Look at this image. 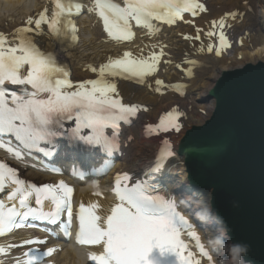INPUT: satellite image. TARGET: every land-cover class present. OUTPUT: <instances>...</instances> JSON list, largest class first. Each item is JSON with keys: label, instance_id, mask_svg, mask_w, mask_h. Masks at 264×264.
I'll return each mask as SVG.
<instances>
[{"label": "snow or ice", "instance_id": "snow-or-ice-1", "mask_svg": "<svg viewBox=\"0 0 264 264\" xmlns=\"http://www.w3.org/2000/svg\"><path fill=\"white\" fill-rule=\"evenodd\" d=\"M54 2L51 16L45 8L37 17L28 18L26 26L17 28L11 41L0 33V149H6L21 161L24 160L21 148L36 149L51 156V149L41 148V143L51 145L53 138L61 136L74 143L102 146L111 153L114 144L106 130L111 129L115 136L119 132L118 122H127L139 108L122 104L116 84L107 77L136 78L138 83H143L165 55L161 49L159 54L137 59L131 52H125L123 58L110 59L99 68V79L74 84L70 73L58 66L55 57L41 51L33 36L27 35L44 34L42 26L46 25L49 35L77 38L78 29L71 17L79 15L82 5L74 0ZM123 3L121 7L116 0H95V10L103 20L104 31L118 42L134 38L131 21L154 31L153 19L171 25L183 19V13L195 16L198 10H205L199 0H123ZM213 27L223 29L224 20L213 22ZM217 34L222 46L231 47L223 31L207 33L209 37ZM206 51L212 52L213 46L209 45ZM216 55H221L219 48ZM91 71L97 72V69L93 67ZM155 83L163 85L159 79ZM6 85L19 88L10 91ZM179 115L168 113L155 127L161 131L170 128L179 131L176 122ZM65 122H72L74 126L65 127ZM148 130H153V126L149 125ZM7 137L14 138L19 147H14ZM172 155L165 141L146 179L129 184L132 178L128 173L115 177L111 191L117 203L104 209L99 201L81 202L75 213L74 188L65 181L38 187L26 183L15 168L0 162V238L18 229H35L38 227L35 221L56 225L65 237L71 238L75 219L78 222L76 243L102 247L99 254L90 253L93 264H176L177 260L179 264H202L201 258L211 264L213 256L193 225L177 210L174 200L158 194L153 182L151 173L159 172ZM48 171L59 172L58 169ZM80 179H84L82 174ZM49 235L57 233L52 231ZM185 236L195 242L200 258L183 238ZM47 245L48 239L29 238L20 244L0 245V255H6L13 248L27 247L22 256L14 257L16 264H47L48 258L60 251L57 247L42 250ZM154 250H158V255H152ZM0 264H4L2 259Z\"/></svg>", "mask_w": 264, "mask_h": 264}, {"label": "bare ground", "instance_id": "bare-ground-1", "mask_svg": "<svg viewBox=\"0 0 264 264\" xmlns=\"http://www.w3.org/2000/svg\"><path fill=\"white\" fill-rule=\"evenodd\" d=\"M52 2L53 0L0 1L2 33L12 40L16 29L26 25L28 18L37 17L45 8L51 15L53 12ZM11 12H15L19 17L16 20L9 17ZM222 19L225 27L238 36V43L236 40L230 50L220 49L221 55L218 56L216 55V43L219 39L215 36L209 37L207 33L215 29L213 22ZM86 22L93 37L82 40L78 46L73 48L65 50L62 45H55L58 43L57 40H54L50 46L49 38L40 39L42 45L52 51V55L58 59L60 64L65 68L72 69L74 77L78 81L100 78L99 68L107 64L110 59L121 56L125 52H131L136 56L152 55L153 53L159 54L163 49L165 53L157 66L159 71L145 77L144 86L136 85L134 87L125 81H120L117 88L128 105H140L144 108L140 118L126 131L127 158L117 167V170H123L132 177H137L145 172L164 145L145 138V128L159 122L168 112L175 115L173 109L182 108L188 116L184 123L185 130L178 136V140H181L186 129L201 125L211 115L215 107L211 92L225 72L239 70L249 64L264 63V0H208L206 12L201 13L197 20L187 21L175 29L163 31V34L159 36L143 38L142 41L133 42L127 47L109 46L100 23L93 15L92 19L86 20ZM43 27L47 29L46 25ZM196 36H199V39H195ZM185 37H191V39ZM209 45L213 46L212 52L206 51ZM93 67L97 69V72L91 71ZM158 79L163 81V85H156L155 81ZM115 83L118 84L119 80H115ZM157 87L160 88V91H156ZM180 163L179 160L171 169L176 174L173 176L174 182L172 183L174 189L180 185L183 188L184 185L185 188L187 184L192 185L188 180L187 167ZM29 174L42 179L38 173L29 172ZM96 192L102 193V197L93 195ZM193 193L200 196L199 198L195 197L196 199L191 198L195 201L194 207L197 211L208 208L212 216L218 217L212 209V194L210 192L203 195L198 190ZM83 199L88 202L99 201L109 205L108 194L104 188L101 191L93 190ZM211 223L216 227L204 229V234H202L204 242L207 243L213 235L223 234L226 244L234 243L222 223L210 219L208 224ZM226 258V252L217 251L214 257L215 264H222ZM243 260L247 261L244 258ZM55 262L58 264H84L74 250L60 255L55 259ZM8 264H16L15 259L12 258Z\"/></svg>", "mask_w": 264, "mask_h": 264}, {"label": "water", "instance_id": "water-1", "mask_svg": "<svg viewBox=\"0 0 264 264\" xmlns=\"http://www.w3.org/2000/svg\"><path fill=\"white\" fill-rule=\"evenodd\" d=\"M211 98L212 114L186 133L179 154L232 241L248 245L244 258L264 264V63L225 72Z\"/></svg>", "mask_w": 264, "mask_h": 264}, {"label": "clouds", "instance_id": "clouds-1", "mask_svg": "<svg viewBox=\"0 0 264 264\" xmlns=\"http://www.w3.org/2000/svg\"><path fill=\"white\" fill-rule=\"evenodd\" d=\"M195 215L202 223H208L210 219H215L217 223H222V218L212 216L208 208L198 210ZM207 243L218 252H226L227 258L222 261V264H246L243 257L247 254L248 245L238 242L226 244L223 234L213 235Z\"/></svg>", "mask_w": 264, "mask_h": 264}]
</instances>
